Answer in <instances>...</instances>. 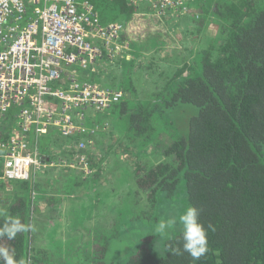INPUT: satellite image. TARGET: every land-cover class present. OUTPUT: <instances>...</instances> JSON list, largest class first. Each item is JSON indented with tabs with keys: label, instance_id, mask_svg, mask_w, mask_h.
Here are the masks:
<instances>
[{
	"label": "trees",
	"instance_id": "1",
	"mask_svg": "<svg viewBox=\"0 0 264 264\" xmlns=\"http://www.w3.org/2000/svg\"><path fill=\"white\" fill-rule=\"evenodd\" d=\"M88 1L100 9L104 19L113 9L115 18L110 21L125 22L124 37L151 46L159 55L164 52L177 68L168 74L166 84L165 79H156L157 88L146 94L139 89L142 73L133 80L130 65L124 70L128 86L123 85L122 75L120 82L113 84L124 96L108 110L111 120L126 142L130 140L142 156L153 159L137 170L128 168L122 176L125 186L96 190L91 209L108 196L110 205L101 214L111 218L112 227L103 232L94 228L88 234L92 239L85 243L79 239L77 246L73 238L74 247L63 258L68 264H112L114 259L106 254L112 238L121 234L131 248L122 264H264V0H196L192 10L171 20L179 26L189 14L193 20L199 18L198 31L210 23L217 31V38L195 52L192 73H186L188 58L176 54L178 41L159 28L162 25L148 6L127 0ZM191 107L197 110L190 118L183 122L175 118V112ZM16 117L14 108L0 119V142L9 138L5 130L10 132ZM55 142L42 139L41 149ZM2 165L0 161V174ZM181 182L187 207L199 208L204 226L212 224L216 229L208 231L209 251L199 261L186 252L173 254L181 244L179 231L155 234L156 204L163 194H174ZM85 183L83 179L82 185ZM31 188L24 182L21 191L6 190L0 195V210L19 215L28 226L13 240L0 237V245L14 249L16 259L24 264H58L33 253L37 205ZM117 198L119 204L114 202ZM3 223L0 218V228ZM122 225L126 227L120 232ZM94 244H99L95 250Z\"/></svg>",
	"mask_w": 264,
	"mask_h": 264
},
{
	"label": "built area",
	"instance_id": "2",
	"mask_svg": "<svg viewBox=\"0 0 264 264\" xmlns=\"http://www.w3.org/2000/svg\"><path fill=\"white\" fill-rule=\"evenodd\" d=\"M127 1L173 20L196 0ZM124 26L103 23L88 0H0V119L17 110L12 129L5 130L9 138L0 142V181H33L44 167L59 166V159L45 160L41 140L47 136L64 137V148L87 164L81 136L94 129L87 112H107L124 91L80 72L98 74L106 56L114 58Z\"/></svg>",
	"mask_w": 264,
	"mask_h": 264
},
{
	"label": "rangeland",
	"instance_id": "3",
	"mask_svg": "<svg viewBox=\"0 0 264 264\" xmlns=\"http://www.w3.org/2000/svg\"><path fill=\"white\" fill-rule=\"evenodd\" d=\"M200 10L197 12L198 16L200 14ZM114 15H115V11L113 9L109 10V12L107 13V19L110 21L111 18H115ZM100 16L105 24L109 22L107 19L103 18L102 14ZM197 19L199 20V18ZM198 20H193V18L192 19L190 18L187 21L184 20V22L179 26L170 27L171 21L169 20V18H167L165 22L166 24L168 25L170 24V25L166 27L159 26V28H161L163 32L166 33V36L175 39L180 38L178 43H176L175 48L176 50H178L176 51V54L183 53L181 55H183V57H187L188 61H190L186 73H192L195 70V68L193 67L194 64L192 63L194 61L193 58L195 52L200 50L202 47H207L215 38L218 37L216 33L217 31L215 30V27L214 25H212V23L206 24L204 28H202L203 30L198 31V29H196L197 24L199 22ZM191 29L194 31V33L193 31H191ZM151 48L152 47L149 46L148 50L146 51L147 53H149L147 57V61L143 60L139 68L137 67L135 68V70L136 71L138 70L140 74L142 73V78L140 79L141 80L140 84L142 85V87L139 89L140 92L143 91L145 94L147 93V91H153L157 88V86L155 85L156 79L163 78L165 79V84H166V80L167 81L169 80L168 74L173 73L177 68L172 60H170L171 62L168 61L170 58L167 59L165 57L166 54L164 52H160L161 55H159L158 52L153 51ZM167 64L169 65V69H167ZM117 66H118L117 69L112 70L111 73L117 75L115 76V78L119 79L123 74V73L121 74L120 72L124 71V68L122 69L121 66L119 65ZM67 68H70V70L72 69L76 70V67L74 66H70ZM82 72L83 71L81 70L80 75ZM98 75L102 76V73H99ZM84 77L85 78L89 77V75ZM109 78L110 77L106 78L105 85H108L107 79ZM133 79L135 78L133 77ZM126 80L127 77L125 76V83L123 84L124 86H128ZM114 83H119V80L114 81ZM161 83H163L162 80ZM145 94H143L144 97ZM185 107H187V105L181 108H185ZM183 110L185 111L181 110L180 113L175 112V118L179 122H183L185 121V119L190 118L192 113L195 112L197 109H195V107H191ZM105 112H100L95 115V113L92 110H89L87 112V119H88L87 121L95 120L96 117H98L99 115ZM176 114L178 115V117L176 116ZM104 120L98 121L96 123V126L94 127L92 133L88 132L85 135L81 136V139L84 142L83 143L84 146L82 147V150L84 152H87V157H88V162L86 165L78 164L79 161L78 157L68 152L67 148H64L66 145H68L67 141H63L61 142V144H58L59 147L57 149V152L59 151L58 152L59 166L54 165L53 167L60 168L59 175L60 174L62 175L63 174L62 172H64V170H61V168L64 169L67 166L69 168H72L74 172H79L81 178H86L87 179L86 185H88L91 184V182H93L94 178L99 179L100 177L105 176V173H107L105 179L101 181V183H99L101 185L100 187L103 188V190L104 187L105 188L111 187L116 189L118 186L119 187L125 186L126 178H122V176L126 175L125 172H128V168H132V170L133 169L137 170L139 167L144 166L148 162L152 161L153 157L146 158L142 156L143 152L139 151L137 146L132 144L133 142H131L130 140L126 142V139H123L121 137V134L118 133L116 127L112 126V123L109 120L106 121L108 122V124L106 125L103 124ZM66 160L72 161L74 163V166L68 164L63 165L62 162ZM89 169L90 171H88ZM80 177L78 176V179L76 181L77 183L80 181L79 179ZM76 182L73 180L72 182H69L67 186H65L66 188H59L60 199H59V209L57 208V211H59V213L61 214L69 213L67 212V210H65V207H68V204H60V203L63 197L65 196L67 197L70 195L69 198L77 202L80 208L82 207L81 209L82 221L79 222L72 220L70 222V229L68 231L62 230L61 232L63 233L61 232L59 233L58 231L57 236H52L50 233H54V232L52 231L53 229L50 228L56 226L57 221L54 219L50 220L43 217L38 219L34 218V226H33L34 240L32 246L35 247V249L33 248V253L36 256H38L40 253L45 256H48L51 259H54L55 263L61 264V261H63L64 263L68 264L70 261L65 260L62 256L64 253H68V252L66 251L62 252L63 249L59 246L63 242L60 239V237L64 240L66 238H70L73 235L72 238H75L76 241L75 246H77L79 239L84 240L83 243H85V241H88L89 239H92L91 237L89 238L88 235L90 228H93L91 229V232L94 231V228L97 227L101 229V231L103 232L106 231V229L108 230L109 228L112 227L111 218H109V216H106V218H104L100 213V212L102 213L105 212L107 209V205L108 206L110 205L109 202H111V200L108 199V196L104 197L103 200H98V202H96V204L91 209L90 206L91 201L95 202L96 200L94 193L97 187L95 186V187H91V189L87 188L84 190L83 189L79 190L76 189L75 187L76 184L74 183ZM54 190L55 189H50L49 193L53 194ZM67 191H69V193H67ZM5 198L6 199L8 198L7 195L5 196ZM92 198L93 200H91ZM44 201L47 202L46 198ZM1 202H2V197L0 196V203ZM114 202L119 204L121 200L120 198H117L116 200H114ZM83 203L85 204L83 205ZM50 206H53V204L52 205L50 204ZM121 206L122 204L119 207ZM156 206L157 208L155 214L157 218L154 219V225L156 223L155 228L157 227L158 223L161 220L166 221L173 216L178 217V215L182 213L187 207V195L185 192V188L182 185V182L174 194H169V193L166 195L163 194L162 197L158 200ZM52 214L55 217L57 216L55 213ZM65 223L68 222L65 221ZM129 225L134 226L130 222ZM102 226H104V228H102ZM125 227L126 225L119 226L118 231L120 232L124 231L123 228L125 229ZM175 230L179 231L178 225ZM129 231L138 232V233L140 232L143 234L150 233V231L147 230H141V231L129 230ZM64 236H66V238ZM124 236L120 234L118 239L112 238L113 241L109 245L110 249L106 254V257L111 259V261L114 259V262L112 264H118L117 262L118 260L121 262L119 264H122V262L125 261L126 254L131 250ZM97 246H99V244L92 245L93 250H95ZM73 251H77V248H74ZM57 258H59V261L56 260Z\"/></svg>",
	"mask_w": 264,
	"mask_h": 264
},
{
	"label": "crops",
	"instance_id": "4",
	"mask_svg": "<svg viewBox=\"0 0 264 264\" xmlns=\"http://www.w3.org/2000/svg\"><path fill=\"white\" fill-rule=\"evenodd\" d=\"M96 10L99 13V15L102 14L100 9L98 10L96 8ZM142 13H143V11H142ZM152 16H155L156 19L158 21H160V23L163 27H166V26H169L170 24H173L172 22L169 25L166 24L165 20L167 18H163L162 16H159L154 11L152 13ZM147 17L149 19L152 18L150 13L148 14ZM162 18L165 20H163ZM184 18L187 21L188 19H190V15L188 14V16H184ZM169 20L171 21L172 19H169ZM117 21H120V19H116L115 21H112V22H117ZM109 22H111V21H109ZM123 23L125 24L124 21H123ZM174 26H177V25H174ZM125 29H126V25L124 26V32L122 34L123 37L125 35L124 34L126 31ZM176 40L179 41L180 38L176 39ZM117 42L123 46L122 49L121 50L119 49L120 51H118V53L112 59L109 58V55H107L106 59L101 64L102 66H100V68L98 69V74L102 73V76H100V78L102 80L100 82H103L105 84L106 78L110 77L109 79H107V83H108L107 86H111V87L113 86V84H115L114 80H115V76H117L115 74H112L111 71L116 70L118 67L117 65L121 66L122 69L124 68V70L127 66L130 65L132 67V70L130 72L132 73V75L135 78V77L139 76L138 74H140L139 71H138V73L136 72L135 68L138 67L143 60L147 61V57L149 55V53L145 52L148 50L149 45L145 46V44H143V43H138V44L133 43L126 36L124 37V39H121L120 41H117ZM141 44H142V46H141ZM120 73L121 74L123 73L122 77L125 76L124 71H122ZM98 74L95 73V74L90 75V73H89V74L84 75L81 73V76L84 77V76L90 75L89 77L92 78V80H97L98 76H99ZM103 78H105V79H103ZM117 80H119V82H120V78ZM107 112L99 115L98 117H96L95 120L87 121V125L92 128V127L96 126V123L98 121H102L105 119L104 121L109 120L112 123V126L116 127L113 119L111 120V116H109L110 111H107ZM116 130L119 133V130L117 129V127H116ZM56 135H58V134H56ZM46 138H52L53 140L56 141L55 144H57V145H55V144L51 145V143H49V145H51V146L46 147L45 148L46 150H43V152H44L43 155L45 157V160L46 161H49V159L58 160L59 159V154L57 153V149L59 147L58 144H61V142L66 141V139L60 135H58V136H47ZM52 168H54V167L48 165L47 167H44L43 169H41V171L38 172L36 178L33 181H10V180L0 181V195H3V193L6 190L12 191L14 189H20V191H21L24 182H28L33 187V189L31 188V197L33 196V198L36 199L35 202L37 205V209L34 213L33 219L34 218L38 219V218L43 217V218L50 219V220H53V219L56 220L57 221L56 226H53L52 228H50V229H53L52 231L54 233H50V234L52 236H57L58 231L60 233L62 230L68 231L70 229V222L72 220L79 221V222L82 221V214H81L82 207L80 208L78 206L77 202H75L74 200H71V198H69L70 195L67 197L66 196L63 197L61 199V203H60V204H68V207H65V210H67V212H69V213L66 212L67 214H61V213H59V211H57V208L59 209V199H60L59 198V188H66L65 186H67L68 183L72 182L73 180L76 182L78 179V176L80 177V175H79L80 173L74 172V170L72 168L65 167L64 169L61 168V170H64V172H62L63 173L62 175L61 174L59 175V169L60 168H58V167H55L54 169H52ZM125 174H126V172H125ZM106 175H107V173H105V176ZM105 176H102L99 179L94 178L93 182H91V184H88V185H86L87 179L80 177L79 178L80 181L78 183L76 182L74 184H76L75 185L76 189H79V190L80 189L81 190L87 189V187H89V189H91V187L96 186L97 187L95 189V192H96V190H98V189L103 190V188L100 187L101 185L99 183H101V181H103L105 179ZM119 178H121V177H119ZM83 179H86V183L84 185H82ZM31 183L34 185H32ZM50 189H55L53 191V194L49 193ZM67 193H69V191H67ZM45 198H46L47 202L44 201ZM75 198H77V197H75ZM91 200H93V199H91ZM46 203H48V204H46ZM92 203H93V201H91V204ZM50 204L51 205L53 204V206H50ZM84 204L85 203H83V205ZM52 213H55L57 216L55 217ZM65 221H67L68 223H65ZM91 229H93V228H90L89 234L91 233ZM61 233H63V232H61ZM72 236L70 238H66V236H64L66 238L64 240L59 236L60 239L63 241L61 244L59 243L60 244L59 246L63 249L62 252H65V251L69 252L73 248V246H71L72 240H73ZM59 246H58V248H59Z\"/></svg>",
	"mask_w": 264,
	"mask_h": 264
},
{
	"label": "clouds",
	"instance_id": "5",
	"mask_svg": "<svg viewBox=\"0 0 264 264\" xmlns=\"http://www.w3.org/2000/svg\"><path fill=\"white\" fill-rule=\"evenodd\" d=\"M0 218L4 223L0 228V237H7L13 240L16 236L28 230V226L22 223L19 215H10L0 210ZM179 226L181 238L180 246L174 248V255H183L188 253L193 261H199L201 257L209 251L208 247V231H215V226L209 224L207 228L200 221V209L196 206L189 205L177 216H173L168 220H161L155 228V234L164 236L169 231L175 230ZM0 264H24L22 260L16 259V252L7 246L0 245Z\"/></svg>",
	"mask_w": 264,
	"mask_h": 264
}]
</instances>
